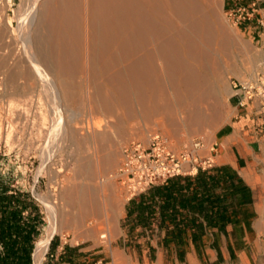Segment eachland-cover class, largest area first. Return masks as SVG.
Instances as JSON below:
<instances>
[{
  "label": "bare ground",
  "instance_id": "obj_1",
  "mask_svg": "<svg viewBox=\"0 0 264 264\" xmlns=\"http://www.w3.org/2000/svg\"><path fill=\"white\" fill-rule=\"evenodd\" d=\"M10 2L0 5V100L10 98L8 109L22 99L20 86L13 82L16 76L29 80L39 76L47 82L56 99L54 108L72 106L82 86L79 103L99 117L77 128L67 124L71 127L65 136L90 146L94 155L112 146L101 160L93 155L91 167L84 168L93 183L100 172L114 169L122 120L138 116L165 131L177 125L197 131L224 105L225 88L212 81L214 57L223 58L236 38L231 29L217 25L204 0H20L12 15L15 27L7 15ZM11 54L18 56L15 68L8 64ZM77 73L81 86L75 90L72 76ZM10 122L4 138L11 143ZM54 128L59 127L54 123ZM73 188L68 185L60 192L62 204L74 200L80 204L89 197H84L89 193L85 186ZM51 209L54 218L56 206ZM56 224L53 221L36 242L34 256L43 253ZM108 230L100 237H107Z\"/></svg>",
  "mask_w": 264,
  "mask_h": 264
},
{
  "label": "rangeland",
  "instance_id": "obj_2",
  "mask_svg": "<svg viewBox=\"0 0 264 264\" xmlns=\"http://www.w3.org/2000/svg\"><path fill=\"white\" fill-rule=\"evenodd\" d=\"M204 1L207 3L205 6L207 5L206 8L208 7L207 9H209L208 11L210 14H212L213 18L215 17L214 19L217 25L221 23L225 25L229 31L231 29L230 32H233L234 34H232L235 35L236 38L230 49H227L226 53L223 54V58L214 57L215 74L212 76V81L214 80L213 82H215V86L217 85V87L225 88L226 93V95L224 94V105L222 104L219 107L220 111L218 110L219 112H223H217L215 114L216 116L212 117V121L209 119L208 123L206 121L203 128L197 131H190L185 125H177L175 127L171 126L173 128L167 126L166 132L154 122L142 120L138 116H136L137 118L130 117L122 120L121 122L123 123L119 124L121 125L119 128L121 127L124 129H119L117 131L118 134L116 133V138H118V140L116 139L118 155L114 166V169L116 170L114 171L113 169L114 172L107 171L106 174L104 171L100 172V175H98L96 180L97 183L94 181L98 185L100 182L103 184L102 190H104L107 185L106 180L112 179L121 189L122 198H127L128 192L126 186L121 180V176L117 169L121 159V148L131 139L146 140L150 134L160 132L168 136L170 147L176 151L188 150L199 155H208L210 152H213V148H210L211 144H213L214 140L218 139L217 136L219 134L228 130V124L238 128L245 121V119L242 118L238 122L233 121L236 119V116L234 109L235 97L232 95L231 81L234 78L252 77L257 70L264 69V64L262 63V51L259 47L257 36H252L249 28L242 27V20L240 22L234 21L232 15L228 13V10L223 4L224 0ZM26 2H29V0H26ZM5 4L6 0H0V5ZM18 5H20V0H11L10 8L7 7V15L14 24V27L16 24L12 15H14L13 10L18 9ZM15 33L17 34V32ZM12 55L14 54L10 55V59H8V61H10L8 64H11L10 68H15V65L18 66V62L16 61L18 56L14 57ZM38 77L32 80L26 79L24 76H16L13 78V82L20 86L18 88L21 89V92L23 93L21 97L22 99H19L17 103L15 102L17 107H14V105V108L7 109V103L10 100L8 96L2 98V101L0 100V192H3L4 194L16 193L22 202V204L19 203V205L26 206V212H31V217H33V222L31 221V223L34 233L32 235L30 260L27 264H41L43 262L44 253L41 252L38 257L34 256L33 253L36 242L46 235L51 226L50 224H52L53 221H56L57 224L56 229L50 236L55 237L56 240L61 238L62 249L66 246L67 242L77 243V246L89 245V241L79 242L80 236L77 238V233L73 229L76 226L68 224L67 220L73 218L72 204H62V201L60 200V192H62L68 185L74 186L73 191L82 186H85L87 189L86 191H96L98 188L93 186L95 183L90 180L91 178H89L86 173L84 175L83 170L84 168L91 167L92 161L96 155L97 157H100L99 160H101L105 151L112 149V146H110V149L98 150L99 155L97 153L94 155L90 146L88 147L82 144L80 140H78V142L81 144L77 143V140L73 143V137H69L68 135V138L65 136L67 129L71 126V128H77L78 125L81 126L80 124L84 125L86 121L90 124L91 122L96 121L99 117L98 113H88L79 103V95L82 92L80 89H82V86L80 85L81 78L78 73L74 74L72 77L75 90L78 89V85L81 86L79 87L80 93L76 91L77 97H75L76 99L74 98L75 101L73 100V104H70L72 106L68 107L69 110L68 108H54L57 106H55L56 99L54 100V93L50 91L52 90L51 87L47 82L42 80L41 77ZM28 83L31 84V86L28 85ZM255 104L256 103H254L253 106ZM4 105H6L5 108L3 107ZM253 106L251 103L246 105L248 112H255ZM59 113L61 117H58ZM216 117L218 120H216ZM6 120L9 122L11 121L10 123L12 126L14 125L13 140L11 143L9 141L7 142L4 138L7 131L6 124L9 123ZM58 121H60V123ZM213 121H215V123ZM54 123L55 127L57 128L58 126L59 128L55 129ZM71 123L73 125H71ZM67 124H70L71 126L67 127L69 126ZM58 129L62 131L64 130V132H60ZM247 132L248 131L245 130L243 131L246 135ZM258 133H261V138L264 139V128H261ZM62 134L64 135L62 136ZM197 139L203 142V148H193L192 142ZM255 150L258 158L248 161V171H258V176L255 178V182L257 183L258 188L262 189L264 188V149L259 150V148L256 147ZM13 191L15 193H13ZM144 191L136 193L128 199L130 200L135 196H139V199L145 203L146 198L142 195ZM53 206H56L57 210L54 218L51 209ZM147 216V211L145 209L141 214L136 216V220L139 221L141 226L146 230L151 227L147 224ZM66 218L67 220H65ZM128 227L127 223L123 226L126 233L129 231ZM80 228L84 230L93 229L91 225L87 224L80 225ZM101 232H104L103 234H105L106 230L99 226L95 231V240L91 244L95 245L96 248L102 249L90 254L91 256L96 254L101 257V264L168 263V257L165 252H154V246H152L147 239L142 241H131L130 244L128 240H126L123 243L125 246H128L127 249L130 251V254L125 256L123 261L118 262L113 260L111 262H106L108 261L107 250L109 242L106 240V237H100L99 233ZM112 243H119V241ZM131 248H134V252L131 251ZM34 257H37L39 261L35 260ZM92 260L93 259L90 260V264H94L92 263ZM170 264H173V261H170ZM207 264L211 263L207 262ZM213 264H264V232L260 233L255 240H250L246 243L242 240L233 241V248L228 247V255L222 256L220 253L217 254L216 260Z\"/></svg>",
  "mask_w": 264,
  "mask_h": 264
},
{
  "label": "crops",
  "instance_id": "obj_3",
  "mask_svg": "<svg viewBox=\"0 0 264 264\" xmlns=\"http://www.w3.org/2000/svg\"><path fill=\"white\" fill-rule=\"evenodd\" d=\"M263 3L264 0H258L257 4ZM241 25L249 28L252 36H257L264 60V29L253 18L242 20ZM234 109L236 119L233 121L238 122L241 118L245 121L238 128L228 124V130L213 141L210 165L172 176L142 193L146 200L141 203L146 204L150 228L146 230L136 220L139 196L123 199L121 189L112 179L106 180L104 190L103 184L100 182V190L96 181L94 186L98 189L84 194L91 198H85L83 202L89 203L86 205L89 207L84 208L81 202L83 205L79 206V200H74L73 218L68 220L73 226L87 224L93 227L89 230L74 227L76 235L80 236L79 242L89 241L90 247L67 242L62 249L61 238L56 240L50 236L41 264H90L91 259L92 263L101 264V260L98 263L94 260L98 255H90L102 249L91 244L99 226L109 229L106 262H120L130 254L123 243L126 240L130 244L147 239L154 246V252H165L167 264L170 261L173 264H213L217 254L228 255V247L233 248V241L255 240L264 232V188H258L255 182L258 171H248V161L258 158L256 147L264 149V139L258 133L264 128V117L254 111L248 112L246 106L236 103ZM244 130L248 131L247 135ZM14 209L20 215L18 223L21 225L27 208L18 205ZM125 223L129 226L127 233L123 228ZM116 241L119 243H112ZM131 251L134 252V248Z\"/></svg>",
  "mask_w": 264,
  "mask_h": 264
},
{
  "label": "built area",
  "instance_id": "obj_4",
  "mask_svg": "<svg viewBox=\"0 0 264 264\" xmlns=\"http://www.w3.org/2000/svg\"><path fill=\"white\" fill-rule=\"evenodd\" d=\"M258 0H224L228 13L235 22L253 18L255 23L264 29V3ZM264 64V60H262ZM232 95L235 103L246 106L251 103L255 113L264 117V69L257 70L252 77L234 78L231 81ZM201 140L192 142L193 148L200 147ZM214 144H211L212 148ZM212 156L199 155L188 150L176 151L169 145L166 134L155 132L146 140L131 139L121 148V159L118 173L126 186L127 198L146 190L149 186L162 183L176 175L188 174L196 168L210 165ZM104 232L99 233L103 236ZM98 263L101 257L97 256Z\"/></svg>",
  "mask_w": 264,
  "mask_h": 264
},
{
  "label": "trees",
  "instance_id": "obj_5",
  "mask_svg": "<svg viewBox=\"0 0 264 264\" xmlns=\"http://www.w3.org/2000/svg\"><path fill=\"white\" fill-rule=\"evenodd\" d=\"M19 203L22 204L16 193L0 192V264H27L30 260L33 217L28 212L26 218H21L22 224L19 225L20 215L14 209ZM144 209L146 204H142L140 200L139 214Z\"/></svg>",
  "mask_w": 264,
  "mask_h": 264
}]
</instances>
